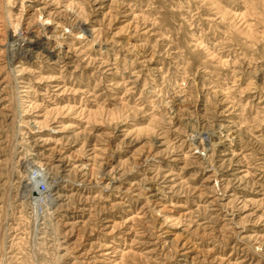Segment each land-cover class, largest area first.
<instances>
[{
	"label": "rangeland",
	"instance_id": "374dc122",
	"mask_svg": "<svg viewBox=\"0 0 264 264\" xmlns=\"http://www.w3.org/2000/svg\"><path fill=\"white\" fill-rule=\"evenodd\" d=\"M0 264H264V0H0Z\"/></svg>",
	"mask_w": 264,
	"mask_h": 264
},
{
	"label": "bare ground",
	"instance_id": "6f19581e",
	"mask_svg": "<svg viewBox=\"0 0 264 264\" xmlns=\"http://www.w3.org/2000/svg\"><path fill=\"white\" fill-rule=\"evenodd\" d=\"M13 38V37H12ZM15 43V42H14ZM12 44V43H11ZM50 41L42 38V37H35L30 36L29 38H24L22 40H18L12 47V57L18 62L20 61H32L38 58V55L41 52L44 53H53L54 50L49 48ZM56 47V45H55ZM54 47V48H55ZM56 49V48H55ZM14 61V60H13ZM178 105V103H176ZM209 144H217L219 146L223 145V138H221V134L218 131L211 132L209 135Z\"/></svg>",
	"mask_w": 264,
	"mask_h": 264
},
{
	"label": "built area",
	"instance_id": "2783aa9c",
	"mask_svg": "<svg viewBox=\"0 0 264 264\" xmlns=\"http://www.w3.org/2000/svg\"><path fill=\"white\" fill-rule=\"evenodd\" d=\"M47 188H48L47 185L43 182H41V184L38 186V190L41 193H44L45 191H47Z\"/></svg>",
	"mask_w": 264,
	"mask_h": 264
}]
</instances>
